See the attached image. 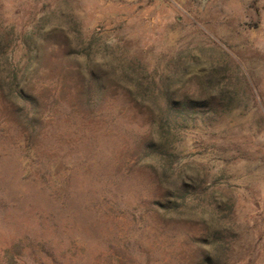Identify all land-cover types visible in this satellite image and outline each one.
Segmentation results:
<instances>
[{
  "label": "rangeland",
  "instance_id": "374dc122",
  "mask_svg": "<svg viewBox=\"0 0 264 264\" xmlns=\"http://www.w3.org/2000/svg\"><path fill=\"white\" fill-rule=\"evenodd\" d=\"M5 32L35 101L0 82V264H264L258 0H0Z\"/></svg>",
  "mask_w": 264,
  "mask_h": 264
},
{
  "label": "trees",
  "instance_id": "16d2710c",
  "mask_svg": "<svg viewBox=\"0 0 264 264\" xmlns=\"http://www.w3.org/2000/svg\"><path fill=\"white\" fill-rule=\"evenodd\" d=\"M10 33L5 32L0 39V82L5 83L8 89V93L11 95V98H14L15 101L24 104H31L35 101V96L25 89L23 80V72H17L16 69L11 68L8 57L6 55V50L10 42ZM23 83V84H22ZM32 101V102H31ZM176 103L169 99L167 100L166 106L164 107V112L159 114L154 119V133L149 139L146 141L144 145V152L147 157H150L152 161L155 162L157 170L159 171L160 180H171L172 190L171 197L174 200L168 201L165 205H160L164 211V213L173 212L177 209L176 199L181 198L180 192H187L191 187L189 185H185L184 187L179 186V188H175L178 182L186 179V176H174V168L172 167V155L167 151V145L170 144V136H173L170 128L173 127L176 120L175 117L172 116L171 112L175 110ZM165 129V131H164ZM166 132V133H164ZM190 180L191 178L188 177Z\"/></svg>",
  "mask_w": 264,
  "mask_h": 264
},
{
  "label": "crops",
  "instance_id": "0c3cea01",
  "mask_svg": "<svg viewBox=\"0 0 264 264\" xmlns=\"http://www.w3.org/2000/svg\"><path fill=\"white\" fill-rule=\"evenodd\" d=\"M264 6V0H258Z\"/></svg>",
  "mask_w": 264,
  "mask_h": 264
}]
</instances>
